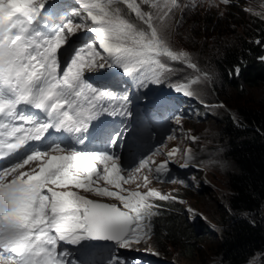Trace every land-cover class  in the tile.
<instances>
[{"label": "snow or ice", "instance_id": "6c2138e0", "mask_svg": "<svg viewBox=\"0 0 264 264\" xmlns=\"http://www.w3.org/2000/svg\"><path fill=\"white\" fill-rule=\"evenodd\" d=\"M51 2L0 0V264H75L61 250L62 243L110 241L121 249L148 244L156 215L150 198L176 199L148 188L160 148L131 170H124L114 154L59 143L33 148L23 159L9 162L29 141H41L50 131L66 132L82 145L101 115L130 117L127 93L94 88L84 80L85 73L115 65L144 88L160 83L163 73L171 71L162 58L197 67L187 52L174 51L167 39V20L181 8L179 0H75L77 7L67 16L59 14L60 5L46 15ZM57 19L60 26L49 34ZM89 32L92 42L79 47L62 68L60 50L78 33ZM199 81L197 77L175 84L174 90L193 98L192 85ZM181 119L176 115L173 121L179 126ZM116 140L114 136L113 145ZM177 151H169L168 159L155 168L156 179L170 171ZM31 161L40 162L38 171L23 170ZM180 167H188L187 160ZM137 179L142 180L137 187L145 192L123 187ZM81 192L116 203L97 202ZM17 204L23 207L20 217L9 214ZM109 264L126 262L113 255Z\"/></svg>", "mask_w": 264, "mask_h": 264}, {"label": "trees", "instance_id": "16d2710c", "mask_svg": "<svg viewBox=\"0 0 264 264\" xmlns=\"http://www.w3.org/2000/svg\"><path fill=\"white\" fill-rule=\"evenodd\" d=\"M179 3L182 10L190 8L193 13L192 17L180 22V37L197 39L199 33L193 29L192 21L198 15L206 17V24L198 30L204 33L203 55L212 61L210 65L218 79L211 91L217 94L218 108L224 102L237 110L230 113L222 109V119L212 121L216 128L215 141L220 145L217 136L222 138L225 156L233 169L228 173L226 183L230 192V213L225 219L222 236L211 249L210 261L249 264L259 258V264H264V93L259 102L251 106L239 101V97L247 95L248 89L264 91V61L261 60L264 57V21L248 15L239 1L215 10ZM129 18L140 25L134 16ZM258 40L260 44L256 43ZM189 49L196 50L195 47ZM236 68L240 69L239 74H236ZM191 78L196 79L197 74L193 73ZM202 84L199 82L193 87L201 98L199 87ZM199 138L201 135L197 136ZM190 184L192 186V179ZM184 190L192 191L189 187ZM173 206L165 210L158 222L159 244L167 254L170 246L195 256L201 251L200 244H206L205 228L194 227L199 226L198 220L195 224L189 219L179 200H175Z\"/></svg>", "mask_w": 264, "mask_h": 264}, {"label": "clouds", "instance_id": "9594fccd", "mask_svg": "<svg viewBox=\"0 0 264 264\" xmlns=\"http://www.w3.org/2000/svg\"><path fill=\"white\" fill-rule=\"evenodd\" d=\"M179 1L182 3L190 4L195 8L202 9L208 6L207 4L209 2L200 0ZM210 1L214 2L215 5L218 6H226L230 5L232 1L236 0H229L228 4H224L220 1L215 0ZM73 4L77 6L75 3ZM210 7L213 10V7ZM182 9L183 8L181 6L180 9L175 11L178 12L180 16L183 15V20H181L180 17V22H183L193 16L192 10L190 8H184V10ZM172 19H174V14L171 15L167 20V33L169 34L167 39L170 47L174 51H181L180 49H177L175 47L171 40V36H176L179 34L178 25L176 24L175 27H172ZM72 41L76 43H83L77 38H73ZM76 45L77 44H74L73 46ZM162 59L169 66L171 71H166L165 73H163L160 83H150L147 85V87L140 88L135 79L128 78V80L126 81V84L128 85L126 93L128 94L130 104L134 109L138 110L136 115H131L132 118L134 117L135 123L132 122L130 124L131 126H138L139 128L145 129V131L143 132V136L137 137V134H132L137 138L128 140L129 135H131L130 132L127 131L122 133V131H120V135L116 136L117 140L115 145L109 148H105L106 146L102 145V151H98V147H96L97 149L93 148L95 144L93 143L90 151L114 154L119 158L120 166L124 170H131L138 166V164L147 156H149L156 148H160L162 154H158L153 158L155 163L152 164L153 172L150 174L151 183L148 185V188L154 189L160 192L162 195L176 197L175 200L180 201V203L183 205L184 210V201L188 198L184 195L182 196V194H170L166 190V187L176 186L181 182L175 181L170 183L169 181L156 179L155 168L168 159L167 153L169 151H171L172 149H177L178 151L174 154L172 161L168 165L170 171H168L166 174L175 173L181 175L183 181L182 183L185 186L184 188H188L189 185L191 186L190 180L192 179V181H195L193 178H195L197 174L196 169H202L204 163L203 160H201L200 163H195L194 159L191 157L187 160L188 167H180L181 164L185 163V160H183L182 158L184 156L190 155L184 152V150L182 149V145L179 142L180 139L186 137V139L189 140L190 143H194L191 138H196V135L194 134L192 128L189 126V123L194 122V124H196V122L200 119L199 114L201 112V109H203V106L200 104V96L196 95L193 98L184 96L174 90V85L178 83L190 82L191 80H193L191 78V75L193 73H196L197 77L200 78L199 82L204 83L206 79L204 77L203 69L200 66H198V68L196 69H191L187 67L186 62H172L167 60V58ZM113 76L119 78L121 75L120 72H113ZM102 77L106 79L107 76L106 74H104ZM197 84L198 83L193 84L192 88ZM221 104L225 105L224 102H221ZM144 109L145 111H143ZM141 110L143 111V113H140ZM176 115H181L182 117L179 126H177L173 121ZM135 116H144V119L140 121V124L136 125L138 119H136ZM168 135H173L175 138L172 140H168ZM111 149L115 152L111 151ZM23 170L31 172L32 168L29 165L26 166ZM143 172L144 170H142L141 173L137 175L142 177ZM137 183L142 184V180L137 179L135 183L125 184L123 185V187L127 191H140L142 193L147 190L143 186L138 188ZM100 184L101 186H106L103 185V182H100ZM110 190L115 189L110 188ZM85 195L87 196V198L96 200L97 202L116 203L111 199L96 197L91 193H85ZM175 200L161 201L155 198H150L149 202L154 205L152 211L155 212L156 215L151 218V222L153 225V236L151 242H149L148 244L133 245L131 249H121L118 248L115 243L110 241L90 240L89 242L85 241L83 246H72L62 243L60 245V248L62 251H65L69 254V260L75 262V264H109L113 255L118 256L121 260L125 261L126 264H178L174 261L164 262L159 256L149 251L150 247L154 243L155 246L159 250H161L163 254H165V248L163 249V245L159 244L160 241L158 233V222L164 215L165 210H170L174 207L173 204ZM22 208L23 207L21 205L10 207L9 214H15ZM22 214L23 211L19 213L18 217L22 216ZM81 247H85V250H87L85 251V253L88 254L81 253L83 252V250L77 253L76 251ZM89 247L95 249V254H89ZM167 248L172 247L169 246ZM69 249H74V251Z\"/></svg>", "mask_w": 264, "mask_h": 264}, {"label": "rangeland", "instance_id": "374dc122", "mask_svg": "<svg viewBox=\"0 0 264 264\" xmlns=\"http://www.w3.org/2000/svg\"><path fill=\"white\" fill-rule=\"evenodd\" d=\"M238 4H242V9L248 15L264 21V0H240ZM207 5L208 6L205 8L212 6L213 10L224 8V6L215 5V3L212 1H209ZM180 17L181 20H183V15L180 16L178 12L174 13L172 27H175L177 24L178 29H180ZM194 18H192L194 19L192 21V27L193 29H197L196 31L199 33L197 39L180 37V34H178L176 36H171V40L177 49L187 52L193 58L194 61L191 62L197 66L196 68H198V66H200L202 69L207 68L203 69L206 80L199 87V90L203 96V98L200 97V104L203 106V109H201L199 114L200 120L197 121L196 124H194V122L189 123V126L196 135V140L194 143H190L186 137H183L179 140L184 152L190 155L184 156L182 158L183 160H188L191 157L194 159L195 163H200L201 160H203L204 163L202 169H196L197 174L195 178H193L195 181H192V186L189 185V187L192 189L191 192H186L184 190L185 186L183 183H178L176 186L166 187V190L170 194H182L187 196L188 199L184 201V211L186 212L189 219L195 224L198 220L199 226L194 225L195 228H199L200 226L205 228L207 239L205 245L200 244L201 251L195 256H189L185 254V252L181 250H175L173 248H169V254L166 252L163 254V252L159 250L154 243L150 247L149 251L159 256L164 262L174 261L178 264H217L215 261H210L211 249L215 247L222 236V229L226 225L225 219L228 218V214L230 213L228 202L230 192L226 183L227 175L233 169V164L225 156V143L222 141V138L217 136L218 139L221 140L220 145L215 141L214 130H216V128L212 121H220L222 119V109L230 113H234L237 110L232 104L231 106L226 104L224 105L225 107L223 106L218 108L217 104L215 103L217 100V94L211 90H213L214 83H217L218 79L213 72V65H210L212 64V61L203 55L204 33H202L201 30H198L199 26L206 24V17L203 15H198ZM188 26L189 24L187 27ZM168 35L169 34L167 33V38ZM190 47H195L196 50L193 51L189 49ZM92 72L95 73L97 71L92 70ZM111 79L115 84H118V87L112 86L109 88L106 83L95 79L91 74L84 76L86 83L99 90L112 91L120 95L125 94L126 90L128 89V85L125 84L123 77L120 76L119 78H116V76H111ZM263 93L264 91L259 90L258 88L248 89L247 95L245 97H239V101L243 105L248 104L251 106L252 104L259 102L258 100L263 95ZM128 101V111L131 115H136L138 110L131 106L129 98ZM205 105H207V107ZM143 111H145V109ZM143 111L141 110L140 113H143ZM131 115L130 117H113L106 114L101 115L96 120V127L91 128L90 132L85 134L87 137L85 143L78 145L76 149L80 151H90L92 148L91 138L99 128L97 125L98 123H106V130H111V132L119 134L120 129H122V127L119 126H124L126 123L134 122V117L132 118ZM135 118L138 119V122L136 123L137 125L140 124V121L144 119V116H135ZM132 127H126L122 129V131L126 130L125 132L128 131L134 135L139 134L140 136H143L145 129L134 127V129L130 131ZM103 130L105 129H101V132ZM199 135H201V138L197 139V136ZM174 178L175 177H173L171 180ZM204 192H206V195H204ZM80 194L85 195L83 192ZM225 212H227V214H225ZM258 260L259 258H255L252 261H254L256 264ZM257 264H259V262Z\"/></svg>", "mask_w": 264, "mask_h": 264}, {"label": "bare ground", "instance_id": "6f19581e", "mask_svg": "<svg viewBox=\"0 0 264 264\" xmlns=\"http://www.w3.org/2000/svg\"><path fill=\"white\" fill-rule=\"evenodd\" d=\"M134 129V127H132V129H130V131H132ZM120 131H122V129H120ZM126 131V130H125ZM125 131H122V133L123 132H125ZM66 135V134H65ZM133 135H132V133H131V135H129V139L128 140H131L132 138H134V136L132 137ZM103 142H104V145L107 147V148H109V147H112L113 145H111V142L110 141H107V140H103ZM132 147H133V145H132ZM85 251H87V250H83V252H81V253H84V254H88V253H85ZM90 253L89 254H95V249H92L91 247H89V250H88ZM93 252V253H92Z\"/></svg>", "mask_w": 264, "mask_h": 264}]
</instances>
